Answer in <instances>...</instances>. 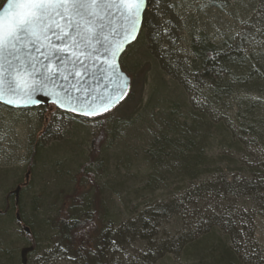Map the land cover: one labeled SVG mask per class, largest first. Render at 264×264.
<instances>
[{
    "label": "trees",
    "instance_id": "1",
    "mask_svg": "<svg viewBox=\"0 0 264 264\" xmlns=\"http://www.w3.org/2000/svg\"><path fill=\"white\" fill-rule=\"evenodd\" d=\"M4 2L0 0V7ZM174 10L169 0H147L141 32L120 58L131 88L123 103L105 115L110 120L60 111L78 121H101L77 173V187L60 194V206L49 220L54 248L74 264H107L112 227L98 179L104 172L108 138L133 118L143 101L130 110L138 78L143 83L145 77L139 73L135 79L124 64L128 50L140 43L154 49L160 62L156 68L168 73L187 96L178 119L172 118L154 135L147 151L151 165L167 180L178 178L180 191L171 200L150 204L131 224L134 233H147L154 250L147 259L169 263L175 256L182 264H264V34L258 33L253 43H241L239 38L228 43L212 40L204 32L189 33L188 50L183 52L179 35L183 22ZM38 141L30 145V165L39 153ZM161 177L160 182L166 180ZM24 183L20 191L28 188ZM10 197L5 196L0 217L17 212L19 227L31 244L26 252H34L36 240L24 231L18 197L17 203ZM173 216L180 225L177 235L154 244L162 222ZM20 263L24 264L23 257Z\"/></svg>",
    "mask_w": 264,
    "mask_h": 264
},
{
    "label": "rangeland",
    "instance_id": "2",
    "mask_svg": "<svg viewBox=\"0 0 264 264\" xmlns=\"http://www.w3.org/2000/svg\"><path fill=\"white\" fill-rule=\"evenodd\" d=\"M169 2L183 22L179 34L183 52L188 50L189 33L204 32L212 40L229 43L237 33L248 28L244 20L251 25L264 14V0ZM251 30L255 31V28ZM152 61L154 63L149 65ZM159 63L154 49L150 50V45L144 43L129 49L124 59L127 70L135 79L139 73L145 78L143 83L138 78L142 87L138 85L129 108L135 110L136 104L143 100L141 105L129 122L110 135L103 151L104 172L98 184L112 227V247L107 264H182L175 256L169 263L166 259L152 263L154 260L147 259L154 253L148 236H145L147 233L136 234L131 226L150 204L171 200L180 193L178 178L167 180L168 176L153 167L147 158L154 135L165 129L172 118L178 119L179 108L187 98L168 73L156 68ZM134 67L139 70L135 72ZM110 119L107 117L106 120ZM45 123L48 128L43 127ZM100 124L101 121H78L53 106L24 112L0 108V212L5 196L11 195L10 202L14 200L13 192L25 182L29 173L28 188L18 193V201L25 228L37 245L34 252H26L31 244L25 240L23 228L16 221L17 212L9 211L0 217V264H21V257L24 264H74L54 248L55 233L49 227V220L60 206V194L70 193L77 187V173L87 159L90 142ZM37 138L41 147L30 165L29 148ZM217 151L214 149L215 153ZM161 175L167 182H160ZM150 176L156 178V183ZM175 219L177 217L173 216L162 222L152 239L154 244L177 235L180 225Z\"/></svg>",
    "mask_w": 264,
    "mask_h": 264
},
{
    "label": "snow or ice",
    "instance_id": "3",
    "mask_svg": "<svg viewBox=\"0 0 264 264\" xmlns=\"http://www.w3.org/2000/svg\"><path fill=\"white\" fill-rule=\"evenodd\" d=\"M145 10L146 0H6L0 7V107L34 110L47 97L65 112L107 119L127 95L120 54L137 38ZM243 23L248 28L233 39L253 43L264 34V14ZM85 77L104 81V93L82 91Z\"/></svg>",
    "mask_w": 264,
    "mask_h": 264
},
{
    "label": "water",
    "instance_id": "4",
    "mask_svg": "<svg viewBox=\"0 0 264 264\" xmlns=\"http://www.w3.org/2000/svg\"><path fill=\"white\" fill-rule=\"evenodd\" d=\"M5 2H6V0H5ZM5 2L3 3V5H2L1 7L4 6ZM146 9H147V0H146ZM145 11H146V10H145ZM144 13H145V12H144ZM143 16H144V14H143ZM141 29H142V27H141ZM141 29H140V32H141ZM140 32H139V34H140ZM139 34H138V36H139ZM138 36H137V38H138ZM137 38H136L135 40H132L131 43H129V44L126 46L125 50L127 49V47H129L131 44H133V43L137 40ZM125 50L120 54V58H121V56L123 55V53L125 52ZM119 64H120V59H119ZM120 69H121V67H120ZM121 71H122V70H121ZM122 72H123V71H122ZM127 77H128V80H129V88H128V90H127V95H128V94H129V91H130V88H131V79H130V77H129L128 75H127ZM104 83H105L104 81H97V80H91V81H89V79H88L87 77H85V79H84L83 81H81V85H80V87H81L82 91H83V90L95 91L96 89H99L101 93H104V88H103ZM127 95H126V96H125V97H124V98H123V99H122V100L116 105L115 108L112 109V111H113L114 109H116L119 105H121V104L123 103V101L126 99ZM41 99H42L44 102H43L41 105L36 106V108H38V107H48V106H53L54 108H56L57 110H59V111H61V112L68 113V114L74 115V116H76V117L85 118V117H83V116H78V115H76V114H74V113H72V112H65V111H63V110L57 108L56 105L52 104V103L50 102V100H49L47 97H41ZM7 108H9V107H7ZM112 111H111V112H112ZM107 114H108V113H105L104 116L107 115ZM96 118H100V116H98V117H94V118H91V119H96ZM86 119H88V118H86ZM28 177H29V173H27L26 176H25V183H24V185L27 184V182H28ZM20 189H21V186H18V187L15 189V191L13 192L14 195H15V198H16V203H17V197H18V193H19ZM17 220H18V222H19L18 215H17ZM24 231H25L26 235H29V230H28L27 228H24Z\"/></svg>",
    "mask_w": 264,
    "mask_h": 264
}]
</instances>
